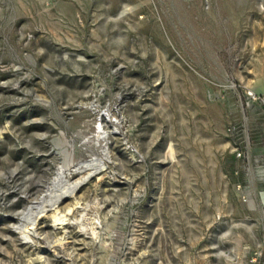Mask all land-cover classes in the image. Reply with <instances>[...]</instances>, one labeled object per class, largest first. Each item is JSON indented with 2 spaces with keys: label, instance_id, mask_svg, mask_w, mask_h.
<instances>
[{
  "label": "rangeland",
  "instance_id": "374dc122",
  "mask_svg": "<svg viewBox=\"0 0 264 264\" xmlns=\"http://www.w3.org/2000/svg\"><path fill=\"white\" fill-rule=\"evenodd\" d=\"M0 264H264V0H0Z\"/></svg>",
  "mask_w": 264,
  "mask_h": 264
},
{
  "label": "bare ground",
  "instance_id": "6f19581e",
  "mask_svg": "<svg viewBox=\"0 0 264 264\" xmlns=\"http://www.w3.org/2000/svg\"><path fill=\"white\" fill-rule=\"evenodd\" d=\"M96 135V139H98V141L102 138V139H107L108 135H109V131L105 130L103 127V123L101 121H99L98 124V129H97V133ZM108 150V149H107ZM108 153V152H106ZM107 156V155H106ZM110 156V155H109ZM104 158V157H103ZM106 160V159H105ZM83 163H92V164H99V168L98 169H102L103 167H105L104 161L101 159L96 160V159H92L91 161H86ZM86 165V164H85ZM85 169V168H84ZM105 169V168H104ZM78 171V169L76 170ZM81 172V171H80ZM101 172V171H100ZM92 172H87L86 174L81 175L79 178H75L73 180H71L70 174L71 172L67 171L65 165H61L57 171V174L53 177V183L54 184H61L62 187L60 188V191L56 192H51L50 195L54 196V200L51 203L52 205H56L62 197H64L67 194H74L75 190L79 187V185L91 174ZM94 173V172H93ZM96 173V172H95ZM55 191V190H54ZM76 193V192H75ZM70 196V195H69ZM35 208V205H32L30 208H28V210L26 211L27 213H32L33 210ZM47 209V205L45 204L42 209L40 211H44ZM56 219H61V220H67L68 218L66 217V215H55ZM66 222V221H63Z\"/></svg>",
  "mask_w": 264,
  "mask_h": 264
},
{
  "label": "crops",
  "instance_id": "0c3cea01",
  "mask_svg": "<svg viewBox=\"0 0 264 264\" xmlns=\"http://www.w3.org/2000/svg\"><path fill=\"white\" fill-rule=\"evenodd\" d=\"M250 156H251V154H250ZM250 156H249V162H250ZM250 170V175H249V182H250V184H252L253 186H255L256 184H257V182L259 181V176H258V174H257V172L254 170V171H252L251 169H249ZM245 187H247V185H245Z\"/></svg>",
  "mask_w": 264,
  "mask_h": 264
}]
</instances>
